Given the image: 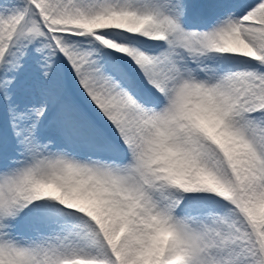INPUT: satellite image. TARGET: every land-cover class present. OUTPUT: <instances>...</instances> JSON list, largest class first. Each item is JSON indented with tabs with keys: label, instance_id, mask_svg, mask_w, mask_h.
<instances>
[{
	"label": "snow or ice",
	"instance_id": "1",
	"mask_svg": "<svg viewBox=\"0 0 264 264\" xmlns=\"http://www.w3.org/2000/svg\"><path fill=\"white\" fill-rule=\"evenodd\" d=\"M0 264H264V0H0Z\"/></svg>",
	"mask_w": 264,
	"mask_h": 264
}]
</instances>
